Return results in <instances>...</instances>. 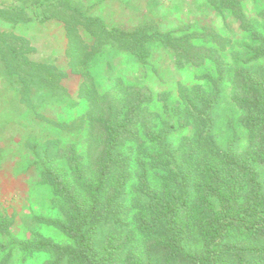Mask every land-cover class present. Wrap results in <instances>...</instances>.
Wrapping results in <instances>:
<instances>
[{
  "label": "rangeland",
  "instance_id": "1",
  "mask_svg": "<svg viewBox=\"0 0 264 264\" xmlns=\"http://www.w3.org/2000/svg\"><path fill=\"white\" fill-rule=\"evenodd\" d=\"M70 1L110 27L134 30L150 24L153 33L171 34L173 38L192 36L179 50L160 41L150 42L145 61L117 46L105 45L89 63L90 81L99 97L121 85L141 89L152 98L148 111L154 115L145 116L151 117V129L145 132L138 125V137L133 136L136 130H132L134 141H126L116 149L127 165L119 199L123 210L104 217L106 220L97 228L94 239L97 248H101L111 234L122 235L114 236V239L119 237L124 243L128 237H134V246L140 250L147 243L139 231L137 216L140 207L148 203L146 193L139 189L140 178L145 175L150 188L159 190L165 172L148 163L152 156L164 153L167 147L160 143L174 149L184 139L194 136L192 125L171 129L160 140L148 136L150 132L169 129L171 124L178 125L171 108L182 105L181 88L199 85L207 93L217 95L212 108L211 134L218 149L243 156L252 148L251 132L246 125L248 112L237 101L240 80L237 73L242 70L253 74L264 83V54L259 53L264 51V0H239L242 18L229 9H217L209 0ZM9 3L0 0L1 10ZM29 16H32L31 9ZM0 31L25 36L37 49L33 58L55 64L66 73L61 80L65 91L53 95L44 86H34L30 99L24 101L21 98L25 90L20 84L12 83L0 62V264H50V253L25 251L19 242L35 244V240L42 237L60 246L73 244L56 225L66 222L63 204L54 195L52 186L44 182V173L53 161L72 180L70 164L61 155L68 147L74 148L81 168L92 165L87 138L92 105L80 96L84 77L73 71L74 66L66 57V38L59 22L41 24L30 19L13 24L0 19ZM83 40L94 44L95 37L85 32ZM201 55L213 59L201 58ZM81 61L82 58L76 63ZM164 97L169 106L167 110ZM81 119L85 123L80 130L67 132L57 126L71 125ZM49 153L51 156L48 157ZM252 165L264 186V164L257 161ZM122 171L123 168L119 169L110 179L109 186L115 194ZM104 199H107L106 195ZM192 203L191 207L197 204L196 201ZM202 243L196 235L186 240L192 251L202 250ZM244 244L264 248V240ZM258 263L262 264L260 260ZM115 264H121L120 260ZM176 264L185 263L176 260Z\"/></svg>",
  "mask_w": 264,
  "mask_h": 264
},
{
  "label": "trees",
  "instance_id": "2",
  "mask_svg": "<svg viewBox=\"0 0 264 264\" xmlns=\"http://www.w3.org/2000/svg\"><path fill=\"white\" fill-rule=\"evenodd\" d=\"M7 1L11 3L3 8L7 9L6 12L1 10L0 4V19L6 23L19 24L30 19L41 24L59 22L66 38V57L74 66L73 71L84 77L80 96L92 105L87 137L92 165L81 168L74 148L68 147L61 155L70 164L72 180L53 161L46 166L44 173V182L52 186L54 195L63 204L61 208L66 222L56 225L73 244L60 246L40 237L35 244L19 242L20 248L50 253V264H115L117 260L121 264H176V260L185 264H259L260 260L264 264V248L244 244L264 240V186L252 165L257 161L264 164V83L261 79L242 70L237 73V79H240L237 101L248 112L246 125L252 141L251 150L243 156L215 146L211 133L212 108L217 95L207 93L199 85L180 89L182 105L171 108L178 125L171 124L169 129L150 132L148 136L160 140L171 129L190 125L194 136L184 139L174 149L160 143L167 148L164 153L152 156L148 163L165 172L159 190L150 188L145 175L140 178L139 189L146 193L148 203L138 205L141 212L137 221L147 244L137 250L134 237H128L124 243L119 237L114 239V236L122 235L111 234L107 242L97 248L94 239L97 228L106 220L104 217L112 213L117 215L123 210L119 199L127 165L116 149L126 141H134L132 130H136L133 136L138 137V125L145 132L151 129V117L145 116L154 114L148 111L151 96L138 88L119 85L106 96L99 97L90 81L89 63L105 45L117 46L145 61L150 42L160 41L179 50L189 42L191 35L173 38L171 34L153 33L150 24L134 30L110 27L99 18L89 16L70 0ZM209 1L217 9H229L242 18L239 0ZM29 9L32 16H29ZM85 32L95 37L94 44L83 40ZM36 51L25 36L0 31V62L12 83L20 84L25 90L21 98L24 101L30 99L34 86H44L53 95L65 91L61 80L66 73L55 64L33 58ZM259 53L262 55L264 51ZM80 58L82 61L76 63ZM163 101L165 109H169L165 97ZM84 123L85 120L81 119L71 125L57 126L73 132L82 129ZM121 168V182L115 194L109 186L110 179ZM105 195L107 199H104ZM192 201L197 202L194 207H191ZM191 235L203 241L202 250L188 249L186 240Z\"/></svg>",
  "mask_w": 264,
  "mask_h": 264
}]
</instances>
